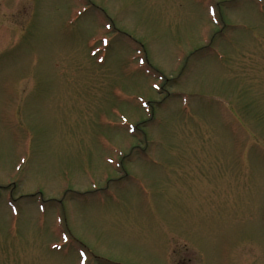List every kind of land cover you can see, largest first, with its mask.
I'll return each instance as SVG.
<instances>
[{"label": "rangeland", "instance_id": "1", "mask_svg": "<svg viewBox=\"0 0 264 264\" xmlns=\"http://www.w3.org/2000/svg\"><path fill=\"white\" fill-rule=\"evenodd\" d=\"M0 264H264V0H0Z\"/></svg>", "mask_w": 264, "mask_h": 264}]
</instances>
